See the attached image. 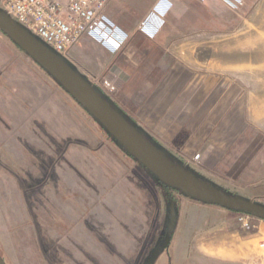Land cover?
<instances>
[{
	"label": "crops",
	"instance_id": "crops-1",
	"mask_svg": "<svg viewBox=\"0 0 264 264\" xmlns=\"http://www.w3.org/2000/svg\"><path fill=\"white\" fill-rule=\"evenodd\" d=\"M221 12L225 13L226 9L214 0H191L181 5L171 0H157L139 21L130 23L108 16L126 37L119 52L112 54L89 39H83L81 44L85 41L88 46L86 72L101 74L115 83L118 94L123 97L120 110L148 137L151 138L150 132H155L166 140L181 142V147L201 157L205 167L212 165L236 176L259 168L255 155L264 154L263 134L253 133V126L263 131L264 123L259 121L264 116L253 117L245 112L252 94L247 91L243 94L235 83L224 88L221 81L215 79L202 77L195 83L178 63L166 59L180 31L193 34L210 26L221 30L231 28L234 21H223L217 15ZM143 21L147 23L141 31L139 27ZM245 40L249 42L250 38L246 36ZM251 66L245 64L244 68L249 70ZM138 96L143 97L141 101H136ZM76 110L69 98L62 95V89L0 34V119L7 121V130L22 135L33 134L35 130L39 134L45 132L72 139L76 137L78 126L70 113ZM261 111L264 113V107ZM86 155L84 151L71 153V157L76 158ZM91 158L88 171L83 160H76L78 168H84L81 172L88 176V227H95L103 234L111 224L137 227L145 216L134 195L139 188L131 179L120 175L112 161ZM129 162L158 188L159 183L145 169L133 159ZM257 186L256 190L264 198V181ZM184 205L179 204L174 224L175 202L165 203L168 218L164 237L151 254L168 239V264L264 263V245H259V250L253 249L255 244L262 243L263 234H245L236 227H225L226 223L206 227L204 218L186 224L181 217ZM59 208L67 214V208L62 209V205ZM136 234V231L131 235L126 230L115 229L114 234L107 233L105 239L93 233L91 240L84 242L90 263L109 264V247L122 255H135L139 248ZM164 254L162 252L159 258Z\"/></svg>",
	"mask_w": 264,
	"mask_h": 264
},
{
	"label": "rangeland",
	"instance_id": "rangeland-1",
	"mask_svg": "<svg viewBox=\"0 0 264 264\" xmlns=\"http://www.w3.org/2000/svg\"><path fill=\"white\" fill-rule=\"evenodd\" d=\"M103 1L107 17L131 23L144 18L149 7L157 0ZM171 1L175 5L191 2ZM214 1L226 9L225 13L217 15L223 21L233 20L234 25L223 30L210 26L205 31L193 34L180 31L168 49L166 59L178 63L195 83L204 77L221 81L224 88L230 83L238 84L243 94L246 91L252 94L245 112L253 117L264 116L261 111L264 107V0H245L244 8L239 11L230 9L219 0ZM246 36L250 38L249 42L245 40ZM87 47L83 41L71 49L65 59L76 66L89 81L100 83L107 80L101 74L86 72ZM245 64L252 65L251 69L246 70ZM111 83L115 86V92L110 94V99L120 108L123 97L118 94L115 83ZM62 95L68 97L77 108L70 113L78 126L76 137L72 139L50 136L45 132L39 134L35 130L29 135L11 133L7 130V121L0 119V257L5 264H91L84 242L87 239L90 241L93 233L106 239L107 233L112 235L115 229L126 230L131 235L136 231V245L139 248L135 255H122L109 247V264H145L164 237L168 218L165 203L171 200L175 202L174 222L177 220L179 204L184 203L181 208L184 223L204 218L206 227H219L226 223L225 227H236L245 234L255 236L259 232L263 234L260 240L262 243L255 244L253 249L259 250V245H264V221L248 215L249 228H244L243 221L247 215L228 213L212 205L200 204L160 184L155 188L154 182L143 172L139 173L135 164L129 162L132 158L63 90ZM142 98L135 97L136 101ZM259 122L264 123V119ZM253 128V133L264 136V127L263 131L257 126ZM150 134L151 139L171 157L217 188L264 205V198L256 190L257 185L264 181L262 152L255 155L259 168L233 176L212 165L205 167L201 157L187 147H181V142L166 140L155 132ZM82 151L87 153L85 157H71V153ZM91 157L112 161L120 170V175H125L126 180L131 179L139 188L134 195L145 216L141 217L143 219L137 223V227H115L111 224L106 234L97 231L95 227H88V176L81 172L85 169L78 168L76 160H83L88 171ZM95 202L94 198L93 204ZM59 205H62V209L67 208V214L61 212ZM155 216L157 218L154 222L152 220ZM180 222L182 224V220ZM163 252L165 254L159 258L158 264H168L167 249ZM193 260L198 261L196 258Z\"/></svg>",
	"mask_w": 264,
	"mask_h": 264
},
{
	"label": "water",
	"instance_id": "water-1",
	"mask_svg": "<svg viewBox=\"0 0 264 264\" xmlns=\"http://www.w3.org/2000/svg\"><path fill=\"white\" fill-rule=\"evenodd\" d=\"M0 33L82 107L116 145L160 185H166L184 198L193 199L203 205L233 210L264 221V205L246 198L242 199L237 194L226 193L171 157L72 64L17 24L1 8ZM172 223L175 224L174 217ZM167 240L165 239L152 254L147 264H155L166 249ZM0 264H5L1 257Z\"/></svg>",
	"mask_w": 264,
	"mask_h": 264
},
{
	"label": "built area",
	"instance_id": "built-area-1",
	"mask_svg": "<svg viewBox=\"0 0 264 264\" xmlns=\"http://www.w3.org/2000/svg\"><path fill=\"white\" fill-rule=\"evenodd\" d=\"M219 1L235 11L245 6V0ZM0 7L17 24L64 58L83 39L97 43L112 54L119 52L126 40L104 13L103 0H1ZM146 23L140 24L141 31ZM90 83L109 99L115 92V86L108 80ZM248 220V216L242 220L244 228H249Z\"/></svg>",
	"mask_w": 264,
	"mask_h": 264
},
{
	"label": "trees",
	"instance_id": "trees-1",
	"mask_svg": "<svg viewBox=\"0 0 264 264\" xmlns=\"http://www.w3.org/2000/svg\"><path fill=\"white\" fill-rule=\"evenodd\" d=\"M73 100V99H72ZM74 101V100H73ZM75 102V101H74ZM76 103V102H75ZM78 105V104H77ZM79 106V105H78ZM80 107V106H79ZM82 108V107H81ZM163 187H165L166 189H168V190H172V191H175V190H173L172 188H169L168 186H166V185H163V184H161ZM201 204V203H200ZM215 207H217V206H215ZM218 208H220V207H218ZM220 209H223V208H220ZM223 210H225V211H227L228 213H233V214H238V215H246V214H243V213H239V212H236V211H233V210H227V209H223ZM248 216V215H247Z\"/></svg>",
	"mask_w": 264,
	"mask_h": 264
}]
</instances>
